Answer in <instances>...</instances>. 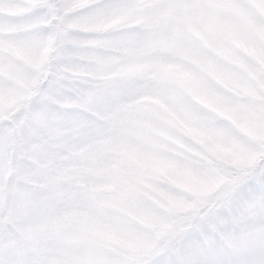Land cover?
Returning a JSON list of instances; mask_svg holds the SVG:
<instances>
[{"label":"snow or ice","instance_id":"6c2138e0","mask_svg":"<svg viewBox=\"0 0 264 264\" xmlns=\"http://www.w3.org/2000/svg\"><path fill=\"white\" fill-rule=\"evenodd\" d=\"M0 264H264V0H0Z\"/></svg>","mask_w":264,"mask_h":264}]
</instances>
